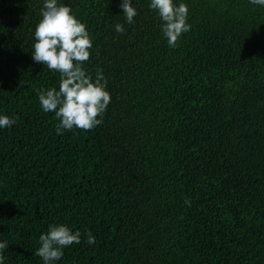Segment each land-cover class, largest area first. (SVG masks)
Here are the masks:
<instances>
[{"label":"trees","instance_id":"16d2710c","mask_svg":"<svg viewBox=\"0 0 264 264\" xmlns=\"http://www.w3.org/2000/svg\"><path fill=\"white\" fill-rule=\"evenodd\" d=\"M64 2L111 102L102 124L58 135L38 90L60 74L31 55L43 0H0V113L16 118L0 129L6 264H43L50 224L82 234L57 264H264V8L183 0L192 27L172 48L150 0H133L134 24L121 0Z\"/></svg>","mask_w":264,"mask_h":264},{"label":"clouds","instance_id":"9594fccd","mask_svg":"<svg viewBox=\"0 0 264 264\" xmlns=\"http://www.w3.org/2000/svg\"><path fill=\"white\" fill-rule=\"evenodd\" d=\"M249 3L264 8V0H249ZM149 8L156 12L161 21V32L169 47H178L182 35L191 30L188 22L189 7L180 0H150ZM119 7L128 24L135 23L139 14L133 0H121ZM42 19L37 23L31 51L37 63H43L48 69L60 74L58 89L56 87L38 90L39 103L45 113L52 112L58 124L56 133L65 130H91L103 123V115L111 102L107 78L102 69H98L95 79L84 65L91 57L93 39L87 24L72 12L64 0H43ZM118 33L126 31L123 23H117ZM16 123L15 117L0 113V129L10 128ZM190 206L191 201L185 200ZM82 234L73 231L65 224H50L48 231L39 237L40 247L35 254L43 264H57L64 255V249L81 243ZM96 241L89 230L87 242ZM8 243L0 240V264H6Z\"/></svg>","mask_w":264,"mask_h":264}]
</instances>
